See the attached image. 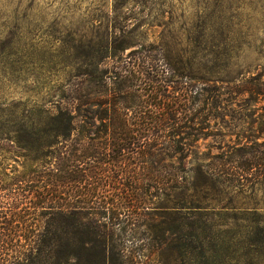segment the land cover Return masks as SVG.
Here are the masks:
<instances>
[{
	"label": "rangeland",
	"instance_id": "374dc122",
	"mask_svg": "<svg viewBox=\"0 0 264 264\" xmlns=\"http://www.w3.org/2000/svg\"><path fill=\"white\" fill-rule=\"evenodd\" d=\"M104 36L127 47L121 57L140 47L162 48L169 66L205 88L207 127L184 164L210 162L224 173L209 187L199 178L196 187L154 200L140 210L148 213L144 221L100 227L99 239L118 254L97 255L89 243L70 264H193L200 211L214 221L215 238L233 240L226 254L264 264V228L244 239L254 218L264 222V0H0V102L48 100L69 75L54 65L57 53L79 39ZM19 163L5 161L1 175L17 173ZM17 191H0V231L9 249L0 264L20 261L17 250L40 228L35 231L32 217L23 222ZM93 220L90 214L81 221L90 228ZM179 244L188 245L184 257Z\"/></svg>",
	"mask_w": 264,
	"mask_h": 264
},
{
	"label": "trees",
	"instance_id": "16d2710c",
	"mask_svg": "<svg viewBox=\"0 0 264 264\" xmlns=\"http://www.w3.org/2000/svg\"><path fill=\"white\" fill-rule=\"evenodd\" d=\"M125 48L108 36L79 39L57 53L54 65L69 75L48 100L0 102V181L9 180L0 191L18 190L23 222L32 217L35 231L40 227L17 250L20 261L10 264H70L89 243L97 255H117L99 239L100 227L144 221L148 213L140 210L154 200L196 187L199 178L209 187L223 175L210 162L184 164L207 127L205 88L169 66L162 48L140 47L121 57ZM116 56L121 64L108 67L105 61ZM7 160L20 161L21 170L1 175ZM204 212L193 264L244 263L224 252L232 253L233 240L215 238L214 221ZM90 214L94 220L84 227ZM252 222L245 240L263 233L264 222ZM3 238L0 231V254L9 250ZM182 246L184 257L188 245Z\"/></svg>",
	"mask_w": 264,
	"mask_h": 264
}]
</instances>
